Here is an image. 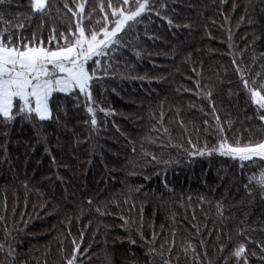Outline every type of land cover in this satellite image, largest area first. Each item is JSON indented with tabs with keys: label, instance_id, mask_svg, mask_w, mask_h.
I'll return each mask as SVG.
<instances>
[{
	"label": "trees",
	"instance_id": "obj_1",
	"mask_svg": "<svg viewBox=\"0 0 264 264\" xmlns=\"http://www.w3.org/2000/svg\"><path fill=\"white\" fill-rule=\"evenodd\" d=\"M67 3L97 32L122 7ZM138 19L99 59L91 103L54 93L51 120L0 123V264H264V160L218 150L264 142L245 87L264 84V0H149ZM77 22L65 0L43 16L0 3L14 43L55 49Z\"/></svg>",
	"mask_w": 264,
	"mask_h": 264
},
{
	"label": "snow or ice",
	"instance_id": "obj_2",
	"mask_svg": "<svg viewBox=\"0 0 264 264\" xmlns=\"http://www.w3.org/2000/svg\"><path fill=\"white\" fill-rule=\"evenodd\" d=\"M3 2L0 0V3ZM30 2L33 13L41 16L47 13L50 0ZM108 6L112 7L111 2ZM65 8L78 18V22L74 31L69 28L68 34L60 33L63 45L59 43L53 29L49 44L55 41V49L44 46L43 41L39 45L33 42L14 43L10 34L5 39V34L0 33V123L7 125L17 118L30 122L51 120L50 100L54 93L77 95L78 90L91 103V83L96 78L97 68L101 66V61L93 58L104 56L105 49L111 50L110 46L120 43L119 34L130 27L129 22L139 23L138 18L149 10V0H122L121 8H113L114 19L104 17L105 26L99 32L83 25V4H79L77 11H73L65 0ZM108 24L112 27L109 28ZM89 61L96 68H91ZM245 87L249 88L252 103L258 106V112L264 110V84L259 89H253L245 82ZM87 111L93 113L94 109L88 107ZM260 119L264 120V114L260 115ZM91 123H97L94 115ZM218 150L222 156L238 158L242 165L244 161L254 163V158L264 160V142L245 146L237 143L232 146L224 140ZM255 179L250 177V182ZM257 182L264 187V172ZM244 252L245 247L241 245L234 255L240 258ZM74 262L75 255L67 264Z\"/></svg>",
	"mask_w": 264,
	"mask_h": 264
},
{
	"label": "rangeland",
	"instance_id": "obj_3",
	"mask_svg": "<svg viewBox=\"0 0 264 264\" xmlns=\"http://www.w3.org/2000/svg\"><path fill=\"white\" fill-rule=\"evenodd\" d=\"M112 27V26H111ZM110 28V27H109ZM105 52H106V49H105ZM102 56L100 57H94L93 59H96V60H99Z\"/></svg>",
	"mask_w": 264,
	"mask_h": 264
}]
</instances>
